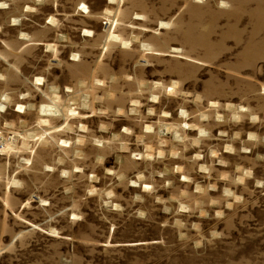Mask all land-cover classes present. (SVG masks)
I'll return each instance as SVG.
<instances>
[{
	"label": "rangeland",
	"instance_id": "374dc122",
	"mask_svg": "<svg viewBox=\"0 0 264 264\" xmlns=\"http://www.w3.org/2000/svg\"><path fill=\"white\" fill-rule=\"evenodd\" d=\"M0 264H264V0H0Z\"/></svg>",
	"mask_w": 264,
	"mask_h": 264
},
{
	"label": "bare ground",
	"instance_id": "6f19581e",
	"mask_svg": "<svg viewBox=\"0 0 264 264\" xmlns=\"http://www.w3.org/2000/svg\"><path fill=\"white\" fill-rule=\"evenodd\" d=\"M48 107H49V106H48ZM48 107H47V108H48ZM49 108H50V107H49ZM56 111H57V110H56Z\"/></svg>",
	"mask_w": 264,
	"mask_h": 264
}]
</instances>
